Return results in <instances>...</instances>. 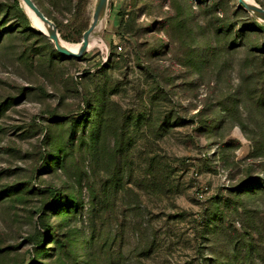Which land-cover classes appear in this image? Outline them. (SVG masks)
I'll return each instance as SVG.
<instances>
[{
  "label": "rangeland",
  "instance_id": "374dc122",
  "mask_svg": "<svg viewBox=\"0 0 264 264\" xmlns=\"http://www.w3.org/2000/svg\"><path fill=\"white\" fill-rule=\"evenodd\" d=\"M33 1L67 42L96 4ZM239 5L108 0L70 57L0 0V264L82 263L91 233L101 264H264V22Z\"/></svg>",
  "mask_w": 264,
  "mask_h": 264
},
{
  "label": "water",
  "instance_id": "95a60500",
  "mask_svg": "<svg viewBox=\"0 0 264 264\" xmlns=\"http://www.w3.org/2000/svg\"><path fill=\"white\" fill-rule=\"evenodd\" d=\"M24 4L29 6L33 12L46 24H48L52 31L47 35L51 41L54 43L55 48L62 54H65L70 57H79L87 51V46L89 43V36L93 31L94 27L96 26L99 18V14L103 7L108 3V0H97L95 4V10L91 17V22L89 27L83 32L82 39H81V46L77 51H72L68 49L66 46L62 45L59 42V35L56 29L54 22L49 19L36 5L33 0H21ZM239 4L242 5L244 9H246L249 13L255 16L257 19L264 22V8H262L257 3H251L246 0H238Z\"/></svg>",
  "mask_w": 264,
  "mask_h": 264
},
{
  "label": "bare ground",
  "instance_id": "6f19581e",
  "mask_svg": "<svg viewBox=\"0 0 264 264\" xmlns=\"http://www.w3.org/2000/svg\"><path fill=\"white\" fill-rule=\"evenodd\" d=\"M248 2L254 3L252 0H246ZM97 2V0H96ZM256 4V3H255ZM26 5V4H25ZM27 6V5H26ZM95 10V8L93 9ZM27 11L34 23V25L40 30L42 31L44 34L48 35L51 31L52 28L46 24L45 22H43L34 12L33 10L27 6ZM94 12V11H93ZM92 12V13H93ZM108 3L103 7V9L101 10L100 14H99V18H98V22L96 24V26L94 27L93 31L91 32L90 36H89V43L87 48H91L93 46L99 45L101 43H104V39H103V29L105 27L106 21H107V16H108ZM59 34V33H58ZM59 42L66 46L68 49L72 50V51H77L80 46H81V41L78 42H67L63 39H61V37L59 36Z\"/></svg>",
  "mask_w": 264,
  "mask_h": 264
},
{
  "label": "trees",
  "instance_id": "16d2710c",
  "mask_svg": "<svg viewBox=\"0 0 264 264\" xmlns=\"http://www.w3.org/2000/svg\"><path fill=\"white\" fill-rule=\"evenodd\" d=\"M53 1L54 0H50L51 3ZM240 10H244V9L239 5L238 11H240ZM44 13L49 19H51L52 21L57 23V18L50 13L49 8H47V12H44ZM49 192H50L52 197H54L56 195V193H57L54 189H50ZM69 213H70V211L68 212V214ZM68 214H64L63 216H64L65 219H68V222H69L71 220V218H72V215H68ZM66 215H68V216L65 217ZM43 235L47 236L48 234H47L46 231L40 232V235H39V237L36 240L37 241V245H39V246H42V242L44 241ZM97 239H98V235H94V233H91L87 237L83 238V242H84L85 248H86L85 249L86 250V255H85V259H84V261L82 263H80L79 261H77L75 259H69L67 262H64V261H62V263L60 262V264H101L99 252H94V251L90 252L91 248H93V246H94V241L97 240ZM73 244L74 243L71 242V246L72 247H73ZM103 248H104V241L99 243V250H102Z\"/></svg>",
  "mask_w": 264,
  "mask_h": 264
}]
</instances>
